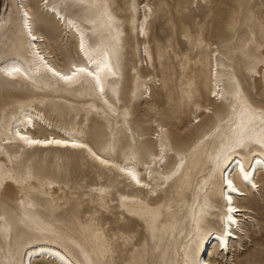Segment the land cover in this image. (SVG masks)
I'll return each instance as SVG.
<instances>
[{
  "label": "bare ground",
  "instance_id": "6f19581e",
  "mask_svg": "<svg viewBox=\"0 0 264 264\" xmlns=\"http://www.w3.org/2000/svg\"><path fill=\"white\" fill-rule=\"evenodd\" d=\"M67 1L89 12L84 21L50 0H40V7L73 38L78 59L68 66L58 62L46 33L35 28L28 0H10L13 25L0 27V264H110L108 248L81 230L75 212L106 205L113 196L137 214L157 208L190 161L186 151L171 152L162 128L155 131V150L146 159L138 157L145 141L135 133L131 109L152 95L153 73L140 72L153 66L146 44L152 6L135 0ZM261 52L249 72L256 95L264 89V45ZM13 69L19 72L8 75ZM211 82L213 97L231 111L230 123L219 134L196 185L195 204L185 214L188 238L180 264L229 262L245 235L242 218L253 219L247 215L250 207L238 202L259 191L257 176L264 174V107L216 54ZM63 107L73 120L61 119ZM91 120L104 127L102 145L98 136L93 142L87 138L83 124ZM33 140L41 143H29ZM122 142L129 151L118 158L113 153ZM70 163L80 169L81 179L69 177Z\"/></svg>",
  "mask_w": 264,
  "mask_h": 264
},
{
  "label": "rangeland",
  "instance_id": "374dc122",
  "mask_svg": "<svg viewBox=\"0 0 264 264\" xmlns=\"http://www.w3.org/2000/svg\"><path fill=\"white\" fill-rule=\"evenodd\" d=\"M50 1L83 21L89 15L87 10L67 0ZM135 1L141 6L150 4L153 10L146 39L153 66L140 71L142 75L153 73L152 95L138 100L131 109L135 133L145 141L144 146L137 148L139 160L146 159L149 150H155V131L162 128L165 141L173 148L171 152L186 151L190 161L183 177L156 202L157 208L150 207L137 214L126 209L119 196H113L106 205L94 203L92 207H82L84 210L76 211L74 216L81 223V230L98 236L100 246L108 248L106 256L110 264H119L121 259L126 264H180L188 238L185 214L195 204L196 185L207 171L219 145V134L231 117L228 106L211 94L212 56L216 54L225 69L233 70L253 102L264 107V89L260 95L253 93L249 77L250 70L263 58L264 0ZM28 3L35 28L49 37L48 45L58 62L68 66L77 60L73 38L66 35L62 24L43 11L40 0ZM140 16L138 8L139 20ZM12 25L10 0H0V27ZM61 111V119L73 120L66 108ZM86 124L83 126L89 141L98 136L102 145L106 136L101 123L91 120ZM38 130L46 132L43 128ZM128 151L127 144L122 142L113 155L124 158ZM174 161L175 158L169 160ZM70 169L69 177L81 179L75 163H70ZM92 179L90 176L85 181ZM257 179L261 180L259 191L255 189L250 196H241L238 202L250 207L247 215L253 219L242 218L245 235L229 262L223 264H264V174ZM69 219L72 217L67 216L66 222ZM215 228L220 226L216 224ZM82 262L85 263L84 259Z\"/></svg>",
  "mask_w": 264,
  "mask_h": 264
},
{
  "label": "snow or ice",
  "instance_id": "6c2138e0",
  "mask_svg": "<svg viewBox=\"0 0 264 264\" xmlns=\"http://www.w3.org/2000/svg\"><path fill=\"white\" fill-rule=\"evenodd\" d=\"M50 71H53L54 72V74L55 75H57V76H59L60 75V73H58V72H55L54 70H52V69H49ZM77 71L78 72H81V73H85V74H87V75H89V76H93L94 74L93 73H91V72H88V70L86 69V68H79V69H77ZM14 72H19V69H13V70H11V71H9L7 74L8 75H13V73ZM62 79H64V80H66V81H70L71 79H72V77H70V76H63V77H61ZM96 79H97V82H98V80H99V78L98 77H96ZM103 89L101 88V91H102ZM26 139V138H25ZM29 143H32V144H35V143H41L40 141H29ZM49 143H61V141H49ZM74 146H79V145H74ZM245 179H247V177H245ZM227 183L230 185L231 184V181H227Z\"/></svg>",
  "mask_w": 264,
  "mask_h": 264
}]
</instances>
